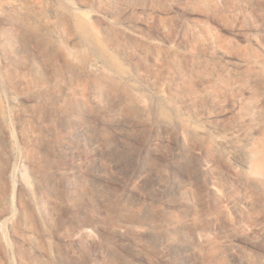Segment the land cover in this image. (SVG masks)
<instances>
[{
	"label": "rangeland",
	"instance_id": "rangeland-1",
	"mask_svg": "<svg viewBox=\"0 0 264 264\" xmlns=\"http://www.w3.org/2000/svg\"><path fill=\"white\" fill-rule=\"evenodd\" d=\"M152 263L264 264V0H0V264Z\"/></svg>",
	"mask_w": 264,
	"mask_h": 264
},
{
	"label": "bare ground",
	"instance_id": "bare-ground-1",
	"mask_svg": "<svg viewBox=\"0 0 264 264\" xmlns=\"http://www.w3.org/2000/svg\"><path fill=\"white\" fill-rule=\"evenodd\" d=\"M157 184L159 185L160 190L161 187H165V185L159 181ZM137 194V192H133L135 197ZM144 198H146V196ZM163 204V206L156 208L153 207L151 210H143L140 204L139 205L141 206L140 208L142 210L132 207H123L120 210H115L119 219L124 223L123 225L117 224V226L114 227L116 232L125 237L135 251L139 250L141 258L147 261L150 259L149 251L152 248H160L161 252L165 254L169 252L176 244L177 237L173 235V232L177 233V231H180L181 229L184 231L187 228L186 223L182 222L180 225L177 224L175 226L177 222L170 218L169 212L167 210L169 204L167 202H163ZM170 225H173L172 231L169 230ZM123 227L126 228V230L123 229ZM84 232L86 231L84 230ZM143 240H146L149 245H143Z\"/></svg>",
	"mask_w": 264,
	"mask_h": 264
}]
</instances>
